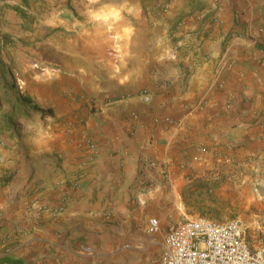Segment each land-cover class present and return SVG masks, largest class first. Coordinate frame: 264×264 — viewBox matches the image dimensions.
<instances>
[{
    "label": "crops",
    "instance_id": "obj_1",
    "mask_svg": "<svg viewBox=\"0 0 264 264\" xmlns=\"http://www.w3.org/2000/svg\"><path fill=\"white\" fill-rule=\"evenodd\" d=\"M26 1H0V264H111L186 179L264 207V0H52L43 35Z\"/></svg>",
    "mask_w": 264,
    "mask_h": 264
},
{
    "label": "rangeland",
    "instance_id": "obj_2",
    "mask_svg": "<svg viewBox=\"0 0 264 264\" xmlns=\"http://www.w3.org/2000/svg\"><path fill=\"white\" fill-rule=\"evenodd\" d=\"M26 2L24 3L26 8H23V16L28 27L37 31L39 35L51 30L52 26L48 25L47 21L51 20L55 12L52 0H28ZM9 22H13L12 19ZM9 33L10 31L5 28V23L0 22L2 45L5 44L6 38H9ZM215 181L213 185H207L206 181L199 178L186 179L178 184L177 188L178 190L180 188L181 191L177 193L176 197L172 195H164L162 198L155 197L159 205L154 211L136 212L134 227L124 229L123 240L118 246L116 245V248H119H117L119 254L112 253L110 255L111 264H117L116 256L120 253L125 255L123 264H159L162 234H152L148 231L147 217L150 215L162 218L165 224L162 225V230L166 229L170 222L183 220L197 214L218 220L239 217L247 226L251 242L256 246L264 245V207L259 204L263 197L257 195L260 189L256 188V191L252 189L246 193L239 190L236 195L219 194L215 191L216 189L211 190L210 187L216 188L224 181L218 179ZM202 182L205 183L202 184ZM198 188H205V190L201 189L200 191ZM6 249L7 247L4 248L5 252ZM105 258L106 255H102L101 262H105Z\"/></svg>",
    "mask_w": 264,
    "mask_h": 264
},
{
    "label": "built area",
    "instance_id": "obj_3",
    "mask_svg": "<svg viewBox=\"0 0 264 264\" xmlns=\"http://www.w3.org/2000/svg\"><path fill=\"white\" fill-rule=\"evenodd\" d=\"M143 96L151 100L149 94ZM148 231H162L159 217L150 218ZM160 264H264V245L251 242L239 217L218 220L197 214L167 228Z\"/></svg>",
    "mask_w": 264,
    "mask_h": 264
},
{
    "label": "trees",
    "instance_id": "obj_4",
    "mask_svg": "<svg viewBox=\"0 0 264 264\" xmlns=\"http://www.w3.org/2000/svg\"><path fill=\"white\" fill-rule=\"evenodd\" d=\"M37 108H38V109H42V108H40V107H37ZM48 111H51V110L48 109Z\"/></svg>",
    "mask_w": 264,
    "mask_h": 264
}]
</instances>
